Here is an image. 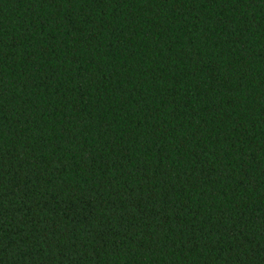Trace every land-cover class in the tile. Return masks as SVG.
<instances>
[{
    "label": "trees",
    "instance_id": "obj_1",
    "mask_svg": "<svg viewBox=\"0 0 264 264\" xmlns=\"http://www.w3.org/2000/svg\"><path fill=\"white\" fill-rule=\"evenodd\" d=\"M0 264H264V0H0Z\"/></svg>",
    "mask_w": 264,
    "mask_h": 264
}]
</instances>
